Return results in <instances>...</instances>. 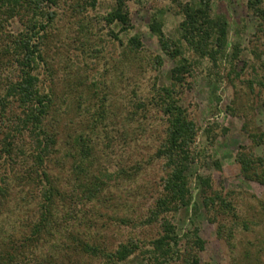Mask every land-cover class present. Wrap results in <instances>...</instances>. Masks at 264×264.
<instances>
[{"label":"rangeland","instance_id":"374dc122","mask_svg":"<svg viewBox=\"0 0 264 264\" xmlns=\"http://www.w3.org/2000/svg\"><path fill=\"white\" fill-rule=\"evenodd\" d=\"M95 1V5L90 6L83 1L64 0L58 8H51L56 16L47 25L46 66L41 65L36 73L44 83V92L54 95L58 113L63 115L59 151L54 155L58 160L65 152V136L75 135L74 130L83 126L81 122L86 123L90 119L98 98L105 94L107 120L94 134L85 127L84 133L92 137L98 167L105 168L111 176L109 192L105 195L110 202L105 205L95 203L94 209L88 205L87 211L82 209L86 211V219H79L80 214L76 215L79 232H86L85 236L94 242L111 248H116L128 238L146 245L162 231L157 225L137 224L146 219L169 172L165 160L156 157V152L163 147L166 117L156 107L161 101L160 96L164 98V95L158 94L154 88L158 90L170 85L169 72L175 65V60L161 49L149 25L152 21L159 23L169 42L179 38L178 25L182 16L172 1L125 0L132 27L121 32L118 25L104 21L113 9V0ZM246 3L247 0H214L212 5L213 14L228 19L231 43L237 40L238 34L243 48L241 60L246 63L240 76L229 81L224 63L219 68H212L203 61L191 70L190 75H185L182 85L177 87L178 104L196 127V137L190 150L196 159L186 172L192 201L198 199L196 178L202 176L209 178L213 191H221L235 208L231 212L233 215L219 212L215 221H210L203 208L195 217L190 214L186 217L183 212L176 214L173 222L179 234L193 228L188 219L199 228L204 244L198 253L199 264H264V188L256 181L246 180L235 160L242 147L246 150L251 147L249 152L254 156L264 155L262 149L252 147L243 130L246 122L251 128L264 132V105L255 101L257 89L251 93L246 84L252 75L255 77L253 69L260 72L250 49L256 45L263 51L264 38L261 36L257 41L254 37L255 23ZM29 17L30 14L20 12L4 23L0 31V46L7 41L6 36L21 32L24 29L22 23ZM133 36H137L142 45L135 54L127 51L128 40ZM182 48L185 58L191 62L197 59L193 49L188 50L185 45ZM156 56L161 59V66L153 62ZM242 61L239 69L243 67ZM261 62L264 63V55ZM6 74L7 69L2 70L0 80ZM96 93L97 97L94 96ZM138 104H143L140 110H136ZM228 107L232 108L234 115ZM14 164L22 165L16 158L11 165L0 168V176L12 178L15 171L20 173ZM53 164L51 162L49 166L53 175L69 176L66 161L61 159L60 165ZM22 187V184L15 186L10 195L12 199L22 200L12 205L9 199L10 206L1 211L4 218L0 216L2 236L6 233L18 236L28 231L27 227L37 218L34 204L38 198L32 199L31 195H23L24 192L20 195ZM120 219L131 221V225L120 224ZM84 221L87 225H80ZM85 261L100 264L89 259ZM125 264H142V261L139 256H133ZM170 264L183 262L177 259Z\"/></svg>","mask_w":264,"mask_h":264},{"label":"trees","instance_id":"16d2710c","mask_svg":"<svg viewBox=\"0 0 264 264\" xmlns=\"http://www.w3.org/2000/svg\"><path fill=\"white\" fill-rule=\"evenodd\" d=\"M62 1L64 0H0V31L4 23L20 15V12L30 14L25 23H22L24 29L17 35L6 36L7 41L0 46V72L7 69V74L1 76L0 80V168L11 165L16 158L22 164L13 165L20 173L15 171L12 178L0 176V216L2 217L1 211L10 206L9 199L12 205L22 200L10 198L15 186L17 188L22 184V188H26L25 191L20 189V195L24 192L23 195H31L32 199L35 196L38 198L34 204L37 218L27 227L28 231L18 236L7 233L2 236L4 231L2 232L0 225V264H88L85 261L88 259L100 264H125L133 256H139L142 264H170L177 259L183 264H199L198 253L204 248L199 228L188 219L193 228L179 234L173 222L176 214L183 212L186 217L189 214L195 217L203 208L210 221H215L219 212L233 215L231 212L235 208L221 191H213L209 178L202 176L196 178L199 194L197 201H192L186 172L190 163L196 159L195 154L190 151L196 137V127L178 104L177 87L182 85L185 75H190L191 70L203 61L212 68H219L224 63L226 78L229 81L238 78L246 66L241 60L243 48L238 34L237 40L231 43L228 19L212 12L214 0H196L194 3L162 0L175 2L182 16L178 25L179 38L169 42L159 23L152 21L149 25L150 31L158 38L161 49L171 60H175V65L169 72L170 85L158 90L154 88L158 94L164 95V98L160 96L161 101L156 107L166 117L163 147L156 152V157L165 160L169 172L146 219L137 224L157 225L162 233L146 245L145 242L142 244L139 240L128 238L116 248H111L94 242L92 238L85 236L86 232H79L76 216L80 214L79 219L82 217L85 220L84 212L88 205L93 208L95 203L105 205L110 202L105 195L110 187L108 182L111 176L105 168L98 167L92 137L89 136V133L94 134L107 120L104 93L94 105V113L90 119L86 123L81 122L83 126L74 130L75 135L65 136V152L61 159L69 165V176L53 175L52 168L49 167L51 162H54L53 166L61 164V159L58 160L54 155L59 151L58 139L63 115L58 113L54 95L44 92V83L36 72L41 65L46 66L47 25L56 16L51 8H58ZM77 1L90 6H94L96 2ZM113 2V9L107 13L104 21L109 25H118L121 32H127L132 26L125 0ZM246 8L255 23L254 37L258 41L261 36L264 38L263 0H247ZM114 39L118 40L117 36ZM184 45L188 50L191 48L196 52L197 59L193 62L185 58L182 48ZM141 46L139 38L133 36L128 40L127 51L138 53ZM261 51L256 45L250 49L260 72L253 69L255 77L252 75L246 84L251 93L257 89L255 101L264 105V63L261 62L264 50ZM241 61L243 67L239 69ZM153 62L158 66L162 65L157 56ZM12 74L14 75L11 77ZM94 96L97 97V93ZM141 107L143 104H138L136 110ZM228 110L234 115L232 108L228 107ZM84 127L89 133H84ZM243 130L252 147L264 152V132L251 128L246 122ZM251 149L240 148L235 160L246 180L256 181L264 188V155L254 156L249 152ZM17 180L18 183H15ZM85 208L86 211L82 210ZM119 223L131 225L129 220L120 219ZM80 225L86 226L87 222H81Z\"/></svg>","mask_w":264,"mask_h":264}]
</instances>
